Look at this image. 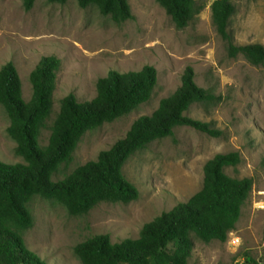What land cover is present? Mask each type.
Masks as SVG:
<instances>
[{"label":"rangeland","instance_id":"obj_1","mask_svg":"<svg viewBox=\"0 0 264 264\" xmlns=\"http://www.w3.org/2000/svg\"><path fill=\"white\" fill-rule=\"evenodd\" d=\"M133 18L115 23L96 7L80 8L77 0L65 4L37 0L26 11L22 0H0V69L15 66L22 96L29 101L30 75L46 57L60 66L53 90V111L41 131L39 147L48 143L61 100L74 94L79 102L97 95L98 79L110 71H157V84L149 102L130 114L87 132L72 161L62 164L52 182H59L78 167L96 161L122 139L135 121L150 117L161 100L181 86L187 68L195 82L215 101L194 105L188 115L220 132L212 137L191 127H179L172 137L150 144L124 166L126 179L138 190L128 204L101 203L87 215L70 216L61 204L40 196L28 209L33 226L23 233L26 246L47 264H81L75 247L97 235L113 243L137 239L143 226L178 202H188L203 186L204 165L218 154L237 152L241 163L227 168L234 178H250L253 188L235 229L226 242L203 243L194 237L189 264L261 263L264 251V66L244 57L231 58L218 35L211 14L216 0H196L202 7L195 20L178 30L156 0H127ZM229 30L236 45L264 46V0H235ZM9 118L0 105V161L22 163L16 143L8 135ZM250 259L251 261H248Z\"/></svg>","mask_w":264,"mask_h":264},{"label":"trees","instance_id":"obj_2","mask_svg":"<svg viewBox=\"0 0 264 264\" xmlns=\"http://www.w3.org/2000/svg\"><path fill=\"white\" fill-rule=\"evenodd\" d=\"M30 11L37 0H22ZM65 4L68 0H47ZM178 30L187 28L201 12L196 0H156ZM235 0H216L211 6L212 22L226 42L231 58L238 56L255 67L264 66V46L236 45L229 27L236 12ZM82 9L96 7L115 23L133 18L127 0H77ZM56 57L43 58L30 75L33 93L29 101L22 96L15 66L0 69V105L8 118V135L16 143L15 154L24 164L0 161V264H47L28 249L23 233L33 226L28 204L35 196L64 206L70 216L87 215L101 203L128 204L138 198V190L124 176L128 160L155 141L172 137L179 127H191L212 137L220 132L188 115L194 105L215 101V96L199 87L195 73L187 68L181 86L161 100L150 117L133 123L126 135L96 161L78 167L59 182L51 179L62 164L72 161L82 137L106 123L126 116L150 101L157 84V71L144 66L139 72L110 71L98 79L97 95L79 102L69 94L60 102L44 149L39 147L41 131L53 111V90L59 70ZM237 152L218 154L204 165L202 189L188 202H178L143 226L137 239L113 243L107 235H97L78 244L74 252L81 264H189L194 237L209 244L226 242L250 198L253 181L234 178L226 169L237 167ZM248 261H251L248 259ZM264 264V251L262 262Z\"/></svg>","mask_w":264,"mask_h":264}]
</instances>
